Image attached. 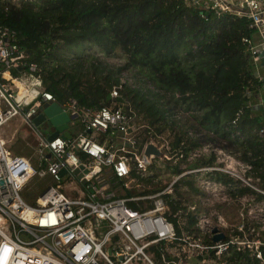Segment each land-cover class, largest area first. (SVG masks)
Segmentation results:
<instances>
[{
	"label": "trees",
	"instance_id": "trees-1",
	"mask_svg": "<svg viewBox=\"0 0 264 264\" xmlns=\"http://www.w3.org/2000/svg\"><path fill=\"white\" fill-rule=\"evenodd\" d=\"M6 7V20L15 30V54L37 63L59 104L76 98L83 110L100 107L111 102V90L118 85V100L130 102L153 130L152 134L146 130L143 138L167 133L172 149L184 152L173 164L175 174L183 171V161L187 167L214 164L215 150L221 148L252 165V175L264 188V103L257 106L258 98L249 93L250 89L262 93L264 83L244 40L249 35L245 16L219 14L186 0H0L3 20ZM93 47L102 53L88 50ZM115 58L119 61H109ZM130 71L138 85L121 81L123 72ZM181 112L189 116L182 118ZM77 125L83 126L81 116ZM22 132L36 141L29 127ZM203 144L212 147L209 155L187 159L190 150ZM132 175L134 185L120 194L157 192L165 186L155 180L156 175H142L135 168ZM209 175L222 182L233 198L255 193L258 199L264 197L229 173L213 170ZM118 185L123 180L112 182L113 187ZM196 194L207 193L197 185L194 173L182 175L174 191L164 194L166 214L178 233L171 246L181 247L183 234L214 242L198 226L201 207H191L201 202ZM147 203L130 205L143 208ZM242 221L243 229H224L227 239H243L252 225L260 228L255 220ZM259 231L264 239V229ZM223 262L262 264L251 247L237 243L223 253Z\"/></svg>",
	"mask_w": 264,
	"mask_h": 264
},
{
	"label": "built area",
	"instance_id": "built-area-1",
	"mask_svg": "<svg viewBox=\"0 0 264 264\" xmlns=\"http://www.w3.org/2000/svg\"><path fill=\"white\" fill-rule=\"evenodd\" d=\"M186 1L219 14L245 16L249 35L244 40L257 62L264 59V0ZM7 9L5 20L0 18V127L19 116L22 126L29 127L39 140L34 145L25 135L13 141L0 133V264H130L132 261L135 264L137 261L143 264H209L210 260L211 264H223V253L232 243L251 247L264 264V239L258 236L260 228L253 225L243 239L232 237L206 243L203 236L183 234L182 246H174L176 252L171 246L178 233L166 214L169 205L164 194L174 191L182 175L194 173L196 178V173L200 172L207 176L202 179L203 184L220 182L209 173L221 170L240 177L242 182H247L245 185L264 195L262 186L253 185L252 178L255 181L259 178L252 175V165L227 150H216L214 164L187 167L186 162L183 171L160 191L120 194L125 192V187L134 185L133 168L142 175H149L158 157L175 159L177 163L184 152L172 149L170 140L162 133H154L150 139L143 138L146 130L151 134L153 130L146 121L140 120L130 102L118 100V85L111 90V102L100 107L83 110L76 98L64 102L65 110L77 118L81 116L83 121V126L76 135L72 133V138L60 134L50 139L44 134L34 118L40 113V106L45 101H55L56 96L48 88L43 73L38 71L37 63L15 54V30L8 21ZM121 81L133 85L134 79L123 72ZM150 142L157 145L160 155L146 154ZM211 149L209 144L196 147L188 152L187 159L207 156ZM80 166L81 175L75 171ZM63 168L67 170L64 175L60 174ZM63 178H66L65 184L61 183ZM115 179L123 180V185L113 187ZM73 182L80 187L68 186ZM29 192L34 193L32 199L27 197ZM246 198L253 203V209L259 207L257 202H261L260 209L264 208V197L258 199L255 194H249ZM139 200L151 204L143 208L130 205L131 201ZM201 213L197 214L198 226L213 235L212 228H220V225L212 227ZM245 217L248 219L249 214ZM253 220L258 221L257 218ZM243 224L238 227L243 229ZM119 233L127 243L114 252L119 257L114 259L110 239L120 236ZM249 233L257 237L251 239ZM147 247H151L150 254L145 250Z\"/></svg>",
	"mask_w": 264,
	"mask_h": 264
},
{
	"label": "rangeland",
	"instance_id": "rangeland-1",
	"mask_svg": "<svg viewBox=\"0 0 264 264\" xmlns=\"http://www.w3.org/2000/svg\"><path fill=\"white\" fill-rule=\"evenodd\" d=\"M88 50L93 51L98 54L102 53L97 47H93L92 49H88ZM101 56L104 57V55H101ZM109 61L113 63L118 62L119 58L111 59ZM257 71L264 74V65L261 64V61L257 62ZM127 73L134 79L135 76L134 77L132 76L134 75L132 71L127 72ZM138 84H139V81L134 79L133 85L135 86ZM143 84L144 83H142V85ZM150 85L153 86L152 83ZM261 99L264 101V91H262L261 93ZM179 114H181L182 118H183V114H185V117L189 116L188 113L181 112ZM19 118L21 119V117ZM19 118L12 119L8 121L7 123L3 124L0 127V133L3 136H5L7 139L12 140L11 136L12 134H14L15 129L19 131V129L22 127V125L19 126L21 124V121ZM55 125L56 124L54 122H51L50 120H46L39 125V128L42 130L44 134L49 135L56 130ZM166 134L167 133H165L164 135L166 136ZM29 137L32 138L31 136ZM35 142H37V139ZM158 158L159 159H157L156 161H153L152 163L153 166H151V171L149 170V175H156L155 180L163 181L165 185L167 186L177 175L172 170V167H174L173 164H175L177 160L168 159L167 157H158ZM216 164H219V161H217ZM185 165H186V162L184 161L181 162V166H185ZM205 177H207L205 174H202L200 172L196 173L197 185L200 188L204 189L207 193L206 195H203V194L195 195V199L198 198L201 202L194 203V205L196 208L201 207V210H200L202 211L201 214L205 215L203 216V219L204 218L208 219L210 223L212 224V227L215 225H220V230L224 231V229L226 228V229H229V231H233L235 226H240L243 224L242 220H244L245 216L249 214L248 219L252 221L253 218H257L258 220L257 222L260 225V229H262V226L264 225V208L260 209L261 202H257V205L259 207L256 208L255 210L252 208L254 206L253 203H251L250 199L246 198V195H249V194H245L237 198H233L232 196L228 194V192L225 191L226 186L223 183L212 181L210 183L203 184L201 181ZM235 177L240 178L238 176H235ZM33 182H36V180H34ZM244 182L241 181L243 185L247 183V182L245 183ZM252 182H253V185L258 184V181H255V179L253 178H252ZM61 183L65 184L66 178H63ZM29 195L30 196H27V197H31L30 199L34 197L33 192H29ZM255 195L257 194L255 193ZM249 211H251V213H249ZM252 216H257V217H252ZM119 234L120 236H112L110 239L111 246L113 248L112 257L114 259H119V257L114 252H116L117 249H121L123 246V243H127L126 240L123 239L122 234L121 233ZM105 248L107 252H109L108 247H105ZM173 248L175 250L174 252H176L177 251L176 248L174 246ZM145 250L147 253L150 254L151 247H147ZM212 262L213 261L210 260L209 264H211ZM135 263H136L135 261H132L130 264H135ZM137 264H143V263L140 261H137Z\"/></svg>",
	"mask_w": 264,
	"mask_h": 264
},
{
	"label": "water",
	"instance_id": "water-1",
	"mask_svg": "<svg viewBox=\"0 0 264 264\" xmlns=\"http://www.w3.org/2000/svg\"><path fill=\"white\" fill-rule=\"evenodd\" d=\"M261 63L264 65V59L261 60ZM74 119H77V116L70 115L61 104L54 100H48L40 106V113L34 118V122L36 125H40L42 122L50 120L56 124V130L49 135L50 139H53L60 134L67 138H72L70 126L71 121ZM152 153L161 154V151L154 142H150L146 149L147 155H151ZM81 168L82 166L77 167L75 170L79 175L82 174V172H80ZM66 171V168H63L60 171V174L64 175ZM212 230L214 232V241L219 242L226 238V233L220 230L218 226L213 227ZM183 264H189V262H183Z\"/></svg>",
	"mask_w": 264,
	"mask_h": 264
},
{
	"label": "crops",
	"instance_id": "crops-1",
	"mask_svg": "<svg viewBox=\"0 0 264 264\" xmlns=\"http://www.w3.org/2000/svg\"><path fill=\"white\" fill-rule=\"evenodd\" d=\"M261 64H262V63H261ZM262 65H263V64H262ZM257 72H258V71H257ZM258 74H259V76L264 77V74H262L261 72H258ZM254 95H256V96H255L256 98H259V102H260V100H261V99H260V98H261V89L255 91V92H254ZM261 101H262V103H264L263 100H261ZM16 118H19V117L17 116V117H14L13 119H16ZM19 119H20V118H19ZM77 119H78V118H77ZM77 119H74V121H71V126H70V130H71V132H72V130H73V132H75V133L72 132L74 135H76L77 132H78V130L81 128L79 125L76 126V123H75V122H77ZM11 120H12V119H11ZM20 121H21V124H20L19 126H21V125L23 124V121H22L21 119H20ZM74 123H75V124H74ZM19 126H18V127H19ZM55 127H56V126H55ZM26 128H27V126L24 125V126H22V127L19 129V131L15 129L14 134H12V136H11L12 140H13V141H17V140L19 139V136H24V134H22V131H23V129H26ZM27 137H28L29 140L33 141V144H34V145H36L37 142H34V140H33L32 138H30L29 136H27ZM68 186H70V187L75 186V187L79 188V187H80V184L73 182L72 184H69ZM72 190H73V189H72Z\"/></svg>",
	"mask_w": 264,
	"mask_h": 264
},
{
	"label": "clouds",
	"instance_id": "clouds-1",
	"mask_svg": "<svg viewBox=\"0 0 264 264\" xmlns=\"http://www.w3.org/2000/svg\"><path fill=\"white\" fill-rule=\"evenodd\" d=\"M261 78L263 79L264 77H261ZM250 90H252V89H250ZM253 92H255V91L252 90V93H253ZM252 93H250V94H252ZM260 99H261V98H260ZM258 100H259V98H258ZM261 100H262V99H261ZM261 100H260V102L257 103V106L259 105V103L262 102ZM55 101H56V100H55ZM56 102H57V101H56ZM16 117H17V116H16ZM18 117H19V116H18ZM49 135H50V134H49ZM203 145H204V144H203ZM215 151H216V150H215ZM216 154H217V153H216ZM152 166H153V165H152ZM222 231H223V230H222ZM224 232H225V231H224ZM213 235H214V234H213ZM213 235H212V236H213ZM225 239H226V238H225ZM225 239H224V240H225Z\"/></svg>",
	"mask_w": 264,
	"mask_h": 264
},
{
	"label": "bare ground",
	"instance_id": "bare-ground-1",
	"mask_svg": "<svg viewBox=\"0 0 264 264\" xmlns=\"http://www.w3.org/2000/svg\"><path fill=\"white\" fill-rule=\"evenodd\" d=\"M34 135H35L36 139L38 140V137H37V135H36V134H34Z\"/></svg>",
	"mask_w": 264,
	"mask_h": 264
}]
</instances>
